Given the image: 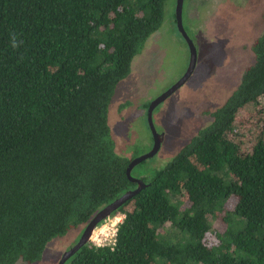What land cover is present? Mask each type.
Listing matches in <instances>:
<instances>
[{"label": "trees", "instance_id": "16d2710c", "mask_svg": "<svg viewBox=\"0 0 264 264\" xmlns=\"http://www.w3.org/2000/svg\"><path fill=\"white\" fill-rule=\"evenodd\" d=\"M168 1L0 0V264L136 187L108 106ZM251 49L209 122L110 214L113 241L64 264H264V30Z\"/></svg>", "mask_w": 264, "mask_h": 264}, {"label": "rangeland", "instance_id": "374dc122", "mask_svg": "<svg viewBox=\"0 0 264 264\" xmlns=\"http://www.w3.org/2000/svg\"><path fill=\"white\" fill-rule=\"evenodd\" d=\"M231 1L211 0V5L201 8L192 22L186 21L183 14L186 32L196 47L197 63L183 85L154 108L152 121L163 133V140L153 157L133 168L134 177L149 178L155 169L166 165L189 137L211 119L205 110L223 103L242 71L254 61L251 44L264 29V0H234L235 5ZM174 2L165 4L162 25L135 56L130 73L117 84L108 106L112 137L118 152L128 159L145 153L152 144L147 110L138 106L175 83L190 61L188 44L176 26ZM230 3L236 9L234 13L228 9ZM122 217L115 213L103 220L90 241L97 245L111 243ZM83 227L80 224L51 238L38 260L14 264H57Z\"/></svg>", "mask_w": 264, "mask_h": 264}, {"label": "water", "instance_id": "95a60500", "mask_svg": "<svg viewBox=\"0 0 264 264\" xmlns=\"http://www.w3.org/2000/svg\"><path fill=\"white\" fill-rule=\"evenodd\" d=\"M182 5H183V0H176L175 19H176V26H177L178 32L181 33V35L183 36V38L186 40L188 44L190 61L183 75L175 83H173L168 89H166L164 92H162L161 94L156 96L154 99H152L147 107L146 117H147L148 127L153 136V145L149 151L132 158L129 161L127 165V169H126V175L128 179L132 182H135L136 187L134 189H130L124 192L121 196H119L112 202L104 205L96 213H94L91 219H89L84 225L77 240L62 252L57 264H64L67 258L71 256L76 250H78L83 244L89 243L98 224L102 222L103 220H105L106 218H108L112 212L116 211L120 206H122L126 201H128L134 195H136L146 185L141 178L134 177L131 174V171L134 168V166H136L140 162L153 157L157 153L158 149L160 148L163 133L157 132L154 126V123L152 121V112L157 105L163 102L176 89H178L181 85H183V83L187 80V78L192 73L195 67V64L197 63L195 44L193 40L191 39V37L186 32V29L182 22Z\"/></svg>", "mask_w": 264, "mask_h": 264}, {"label": "flooded vegetation", "instance_id": "af4514ba", "mask_svg": "<svg viewBox=\"0 0 264 264\" xmlns=\"http://www.w3.org/2000/svg\"><path fill=\"white\" fill-rule=\"evenodd\" d=\"M239 1V0H238ZM175 3H176V0H175ZM231 3L232 4H234V0H232L231 1ZM231 3L229 4V7H228V9H229V11H231L232 13H234L235 12V8H233L232 6H231ZM184 4H185V7H184ZM209 5H211V0H210V2H209V0H183V5H182V22H183V14H185V17H186V21H191L192 22V20L194 19V18H196V17H198L199 15H200V11H201V8H205V7H207V6H209ZM235 5V4H234ZM205 11H206V9H205ZM175 18V17H174ZM176 20V19H175ZM183 25H184V27H185V24H184V22H183ZM264 30V29H263ZM255 33H256V30H254L253 31V36L255 35ZM262 33V32H261ZM260 33V34H261ZM259 34V35H260ZM258 36H256L255 38H254V40L257 38ZM192 39V38H191ZM193 40V39H192ZM253 43V42H252ZM252 45V44H251ZM130 90H132V89H130ZM152 99H154V98H152V97H150L149 99H147V101L146 102H144V103H141L138 107H141V108H145L146 110H147V107H148V105H149V103H150V101L152 100ZM145 105H147L146 107H145ZM212 109V108H211ZM209 122V121H208ZM207 124V123H206ZM205 125V124H204ZM204 125H202V126H204ZM201 126V127H202ZM199 129V128H198ZM150 130V129H149ZM157 130V129H156ZM197 131V130H196ZM195 131V132H196ZM151 132V131H150ZM158 132V131H157ZM158 133H160V132H158ZM151 137H152V144H151V147H152V145H153V136H152V134H151ZM121 140H122V135H121ZM162 140H163V137H162ZM151 148H149L148 149V151L150 150ZM147 152V151H146ZM143 154V153H142ZM141 155V154H140ZM138 156V155H137ZM136 157V156H135ZM132 158H134V157H132ZM131 158V159H132ZM130 159V160H131ZM145 161V160H144ZM143 162V161H142ZM142 162H140V163H142ZM138 165V164H137ZM135 167V166H134ZM74 243V242H73ZM72 243V244H73ZM71 244V245H72Z\"/></svg>", "mask_w": 264, "mask_h": 264}, {"label": "clouds", "instance_id": "9594fccd", "mask_svg": "<svg viewBox=\"0 0 264 264\" xmlns=\"http://www.w3.org/2000/svg\"><path fill=\"white\" fill-rule=\"evenodd\" d=\"M20 45L18 43L17 37L15 34H11V47L18 48Z\"/></svg>", "mask_w": 264, "mask_h": 264}, {"label": "built area", "instance_id": "2783aa9c", "mask_svg": "<svg viewBox=\"0 0 264 264\" xmlns=\"http://www.w3.org/2000/svg\"><path fill=\"white\" fill-rule=\"evenodd\" d=\"M95 244V243H94ZM97 245V244H96ZM98 245H101V244H98ZM102 245H104V244H102Z\"/></svg>", "mask_w": 264, "mask_h": 264}]
</instances>
